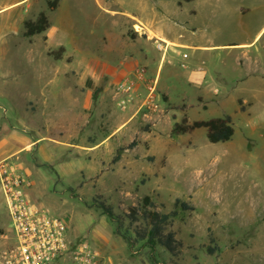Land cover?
<instances>
[{"label": "rangeland", "instance_id": "1", "mask_svg": "<svg viewBox=\"0 0 264 264\" xmlns=\"http://www.w3.org/2000/svg\"><path fill=\"white\" fill-rule=\"evenodd\" d=\"M36 1L40 10H51L48 2L55 0ZM240 7L243 14L238 12ZM22 12L24 25L31 12L28 8ZM125 12L139 14L148 24L156 20L162 29L172 34L179 31L185 41L200 46L188 53L197 55L225 98L209 94L205 101L199 96V105L196 88L187 85V96L181 88L166 94L159 91L158 78L146 76L157 82L159 121L154 125L142 121L143 83L135 101L120 109L114 91L126 77L108 76L107 65L112 60L101 47L112 35L117 36L122 25L124 37L135 39L141 34L139 27L143 26L137 21H122ZM48 15L52 46L60 39L69 52L75 43L86 42L89 47L83 48L81 61L68 53L67 64L76 67L65 76L45 77L40 70L28 67L29 49H12L6 39H0V57H11L10 63L1 64L0 158L11 153L10 135L29 140L44 136L29 146L17 139L19 151L6 158L32 182L29 198L64 218L69 239L89 243L101 253L103 264H192L187 255L173 257L137 239L136 231L145 223L141 219L132 223L127 214L146 196L162 212H174L172 217L181 213V203L195 202V210L174 218L175 227L203 215L211 225L219 224L233 234L230 245L241 250L239 264H264V0H63L60 9ZM130 39L129 49L139 53L142 40ZM243 42H253L247 50L258 62L256 71L246 66L242 56L246 49L225 46ZM52 52L55 59L65 51ZM150 52L160 56L154 45ZM111 66L118 72L121 63ZM61 86L69 92L48 96L53 100L47 107L38 103L44 96L21 93L29 88L47 93ZM240 94L248 101L240 97L238 103ZM106 102L122 112L135 108L139 123L122 124L124 118H116L108 124L102 113ZM47 112L52 113L51 118ZM223 115L234 116L235 133L227 142H209L205 128L171 135L172 126L183 116L192 121ZM106 137L108 141L101 143ZM96 144V151L88 149ZM117 153L122 160H114ZM101 201L113 208L115 219L98 207ZM8 227L0 187V248L10 236ZM181 235L188 240L184 225ZM200 262L217 264L209 255H200Z\"/></svg>", "mask_w": 264, "mask_h": 264}, {"label": "crops", "instance_id": "2", "mask_svg": "<svg viewBox=\"0 0 264 264\" xmlns=\"http://www.w3.org/2000/svg\"><path fill=\"white\" fill-rule=\"evenodd\" d=\"M63 0H58L57 5L55 8L51 10H40L39 4L36 0H0V39H6L8 44L12 49L17 47H22V49H29L30 55L28 56V67L31 69L40 70L41 74L45 77L55 78L57 75L62 73L64 76L66 72L70 69H74L76 65H72L70 68V64L66 62V56L68 53H72L75 55V58L78 57L79 61H81L80 56L83 48H89L85 43H75L72 47L73 50L69 52V48L66 47L65 43L60 39L57 43L52 46L49 42L50 36L47 33V30L51 27V20L48 12H55L56 10L60 9L62 6ZM29 9L31 15L29 16L30 21H35L39 14L44 12L49 20V27L47 30L40 34H36L33 36H26V28L25 23L21 25V20L24 19L23 10L25 13L26 9ZM29 12V13H30ZM239 13L243 14L244 9L242 7L238 10ZM23 14V15H22ZM125 19L122 21L128 22L130 24H134L137 21L143 27L141 28L139 36L135 39H130L129 37H124L122 34V27H120L117 36L112 35L110 37L109 42L105 43L101 48L102 52L105 53L107 50L108 59L112 60L111 63H108L107 68L109 71L108 76H116V78H124L132 75L137 68L144 67L146 69V76L148 79L150 78H158L159 80V91L164 93H174L173 90L179 92V88H181L185 92L187 85L196 88V98L199 103L198 97L201 96L205 101H207L206 96L209 94L219 97L223 96L221 99L225 98V95H221L222 92L220 88L215 87L213 85V76L207 71L203 64H199L197 60V55H191L188 51H192L193 49H200V46L192 45L191 43L185 41V37L182 36L181 32L177 31L178 34H172L168 29L164 30L158 26L156 20H153L151 23L148 24L143 19L144 17L140 16L139 14H133L125 12ZM135 20V21H134ZM175 27V26H171ZM167 28V27H166ZM264 29V28H263ZM192 31L195 29H191ZM142 40V47L139 53L133 52L129 49V42L128 40ZM157 40V41H156ZM159 40L165 41L169 44L165 51H159L156 48V43ZM253 42H243L240 44H230L225 45L227 47H242V49H246L242 56L245 59L246 66L249 69H257V61L253 59L249 51L247 50L249 46L252 45ZM155 46L156 50L160 53L159 57H155L151 54L150 49L152 46ZM203 48H208L204 46ZM58 49L61 51L63 49L64 55L63 57L60 53L57 54V57L54 59L52 50ZM74 51V52H73ZM1 54V50H0ZM186 55V57H184ZM103 56V55H102ZM239 57H236L238 61ZM93 59V58H92ZM94 60V59H93ZM11 62V57L2 58L0 57V74L3 72V66L1 65L2 62ZM78 61V62H79ZM119 61L121 63V68L119 71H116L115 67H112L111 64L114 62ZM70 65V66H69ZM184 65V67L182 66ZM2 70V71H1ZM119 79V80H120ZM254 81L252 82V85ZM38 88V87H37ZM59 92H57V91ZM49 90V92L44 93L42 90L32 89L29 88L28 91L21 92L22 94L28 95H42L40 101L38 100L39 104H43L44 106H48L47 104L50 103L53 99H51L50 95H59L65 96L67 92H69L68 88L61 86L58 89ZM188 93L185 92L184 96H187ZM182 95V97H184ZM243 98L242 94L238 95L237 102L239 103V99ZM220 99V100H221ZM244 102L248 101L247 98H243ZM200 105V103H199ZM189 105H187V111L189 109ZM240 110L241 106L239 105ZM135 109V108H134ZM133 108L128 111L122 112L115 105H112L108 102L105 103L104 110L102 111L104 116V121L108 124H111L116 120V118H124V122L122 124H129L139 123L140 117L135 113ZM51 112H47V115L50 117ZM230 116L232 119V123L234 122V116L231 115H223ZM187 117V116H183ZM182 117V119H183ZM51 118V117H50ZM49 118V119H50ZM58 118V115L56 116ZM215 118V117H213ZM181 119V120H182ZM188 121L191 123L193 121L201 120L195 119L190 121V118L187 117ZM180 120V121H181ZM49 121V120H48ZM179 121V122H180ZM177 123V122H175ZM174 123V124H175ZM173 127V126H172ZM234 127V126H233ZM235 130V129H234ZM194 132V131H193ZM192 132V133H193ZM190 134V133H187ZM185 135V134H183ZM181 136V135H179ZM10 141H12V149L11 153H6L4 156L0 158L6 159L10 156L16 154L19 149H16L17 139L21 141L22 144L25 146H29L32 144H36L38 141L42 140L44 136L39 138L35 137L34 140H29L25 137H19L18 134L10 135ZM176 137V136H174ZM109 137H106L101 141L104 143L108 141ZM98 144L90 146L88 149L90 151H96L98 148ZM6 152V151H5ZM8 154V155H7ZM129 155V154H128ZM123 156L119 155L118 153L115 155L114 160L117 161L119 159L122 160ZM131 172V170H129ZM137 168L135 169V173H137ZM154 203V202H153ZM155 204V203H154ZM186 203L180 204L181 213L175 215L174 217L170 218V230L175 233V238L179 240L182 244L181 247V255H187L189 259L192 261V264H201L200 262V255H209L211 257L216 258L217 264H239L240 263V249H234L233 245L230 241L231 239H235L233 234L227 232L225 228L221 227L219 224L211 225V220L206 218L205 216L195 215L189 218L184 223L180 224L179 227H175L176 222H174V218L178 215L184 217L185 214L182 212L192 211L195 210V202H189L188 205L190 206L189 209L184 210L182 209L181 205ZM156 210L161 211V209L155 204ZM164 213V212H162ZM166 214H170L165 212ZM174 213V212H171ZM175 214V213H174ZM182 225L188 228L189 237L188 240L184 239L181 235ZM223 226V225H222ZM223 228L224 230H220ZM159 247V246H157ZM162 248V247H160ZM163 249V248H162ZM164 250V249H163ZM165 251V250H164ZM262 251V250H261ZM167 252V251H165ZM212 252V253H210ZM168 253V252H167ZM169 254V253H168ZM170 255V254H169ZM180 255V256H181ZM171 256V255H170Z\"/></svg>", "mask_w": 264, "mask_h": 264}, {"label": "built area", "instance_id": "3", "mask_svg": "<svg viewBox=\"0 0 264 264\" xmlns=\"http://www.w3.org/2000/svg\"><path fill=\"white\" fill-rule=\"evenodd\" d=\"M165 45L159 41L156 48L165 51ZM142 83L146 93L140 100L139 112L145 124L154 125L161 118L155 97L157 82L146 78L144 67L117 84L113 99H119L120 109H127ZM31 186L30 179L10 159L0 160V187L10 221V236L4 238L0 248V264H103L101 253L89 243L69 239L64 218L29 198Z\"/></svg>", "mask_w": 264, "mask_h": 264}, {"label": "trees", "instance_id": "4", "mask_svg": "<svg viewBox=\"0 0 264 264\" xmlns=\"http://www.w3.org/2000/svg\"><path fill=\"white\" fill-rule=\"evenodd\" d=\"M194 0H179L182 2H191ZM58 0L49 1L48 6L53 9L56 7ZM49 27L48 17L44 12L40 13L35 21L26 22L25 35L30 37L40 34ZM63 51V49H61ZM205 128L207 138L211 143L227 142L233 137L235 130L230 116L215 117L208 120H197L189 122L187 117H183L180 122L173 125L171 129L172 136H179L192 133L196 129ZM103 212L109 217L115 219L113 208L105 202H99ZM182 209L190 208L188 204H182ZM174 213L166 214L156 210L155 204L151 198L146 196L138 206L130 207L127 214L132 223L138 222L140 219L145 223L144 227L136 231L137 239L145 241L151 247L159 246L167 251L171 256L178 257L181 255L182 244L175 238V233L170 230V218ZM212 253V252H210Z\"/></svg>", "mask_w": 264, "mask_h": 264}]
</instances>
